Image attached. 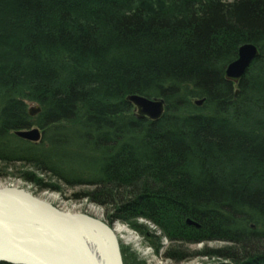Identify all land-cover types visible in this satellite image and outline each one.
Instances as JSON below:
<instances>
[{
    "label": "trees",
    "instance_id": "1",
    "mask_svg": "<svg viewBox=\"0 0 264 264\" xmlns=\"http://www.w3.org/2000/svg\"><path fill=\"white\" fill-rule=\"evenodd\" d=\"M247 41L260 54L234 102L224 69ZM0 50V163L86 187L72 196L111 220L149 216L178 239L168 259L184 258V241L219 238L231 245L220 264H264V93H245L247 80L264 81V0H0ZM129 93L163 96V115L136 117ZM195 96L206 99L196 114ZM248 111V135L218 120ZM33 125L38 142L13 133ZM220 170L236 180L220 186Z\"/></svg>",
    "mask_w": 264,
    "mask_h": 264
},
{
    "label": "rangeland",
    "instance_id": "2",
    "mask_svg": "<svg viewBox=\"0 0 264 264\" xmlns=\"http://www.w3.org/2000/svg\"><path fill=\"white\" fill-rule=\"evenodd\" d=\"M247 44L256 48L257 55L251 58L252 60L250 61L248 67L246 68V72L241 76V78L246 75V73L248 72V68L250 67L252 62L258 58V56L260 54V48L255 43L247 41V42L239 45V47L237 48L238 49L237 55H236L235 59L233 61H231L230 63L237 61V58L239 57V48L241 46L247 45ZM0 51L2 52V50H0ZM1 52H0V59H1V55L4 54ZM8 54H6L5 56H7V57L4 58V59H6V63H8V61H11V60H13V62H15L17 60V58L19 57V54H21V52L18 49L17 51H11ZM230 63H228L224 69V71H225L224 75H225L226 80H229L228 78H226V69ZM0 64H3L1 60H0ZM241 78H239V80ZM239 80H238V82L232 81L233 82V92H234V98H233L234 102L237 100L236 96H238V93H239L238 92V83L240 82ZM247 83H248V86L246 87L245 93H248L247 92L248 89H249V92H251L252 96H254V97L260 96L261 93H264V81L252 79V81L247 80ZM133 94L137 95L139 97L142 96V97L147 98L149 100L154 99V98L155 99H162L163 98L164 99L163 104H162L163 109H162L160 115L155 118V117L149 116V114H146V113L140 114L137 104L134 101L129 100V95H133ZM21 95L23 96L24 93ZM129 95L126 96V99L128 102L132 103V106H133L132 108H134V112L136 114L135 115L136 117L141 118V116H142V117L149 118L150 120H152V119L158 120L163 115V113L165 111V98L163 96L162 97H158V96L148 97V96H145L142 94L139 95L136 93H129ZM17 99L19 101L22 100L23 102L27 103L26 104V110L30 116H34V115H37L38 113H40V106L37 103L28 101L27 97H21V98H17ZM190 100H191V103L193 105V108H195V110H197L195 112V114L198 111H201L202 107L204 106L203 104L206 101V99L204 97L201 98V97H197V96L191 97ZM232 104L230 103L228 105H232ZM228 105H226V106H228ZM196 107H197V109H196ZM150 108H151V110H150L151 113L152 112L154 113L156 111L155 105H153ZM225 109H228V107L227 108L225 107ZM229 109H232V108H229ZM30 112H32V113H30ZM245 114L247 116L243 117V119L241 118L239 120L238 124L235 123V120L233 117L230 118V116H228V118L225 119L223 117L224 115H221V114H219L218 120L219 119L221 121L226 120L227 121L226 123L228 125V129L230 127L231 131H235L236 133H239V134L240 133L241 134H247L246 131L248 129H251L252 126H254L252 124V119L255 117V115L252 114L251 111L245 112ZM199 115L200 114L198 113V116ZM194 116H196V115H194ZM220 116L223 118H221ZM197 119L201 120L202 118L199 116ZM216 121H217V119H216ZM243 126H247V129ZM33 128H38V130L41 134L40 128L36 125L35 126L33 125L32 127H24L22 129H14L13 133L15 134V131L29 130V129H33ZM41 136H42V134H41ZM41 136H40V139H41ZM18 137L21 138V136H18ZM25 140H27V139H25ZM39 140L33 141V142H38ZM27 141H29V140H27ZM29 142H32V141H29ZM186 144L190 149H192V150L194 149L192 147V145L190 144V141L189 142L187 141ZM210 163H211L210 161L207 162V165H210ZM244 167L247 168V170L249 172L252 169L251 166H249L248 164H245ZM27 170L34 173L36 176H38L41 179L47 178L46 181H48L50 183L49 188H47V189L37 188L38 186L36 184L31 183L26 178H22L21 173H23ZM14 171H16V172H14ZM220 172H221V170L219 172H217V171L214 172L216 177L219 176L220 186L227 187L226 185H230L234 180H236L235 178L233 179V176L232 177H231V175L225 176L224 174H222ZM16 173H18V174H16ZM220 175H223V176H220ZM3 185L9 186V187L15 186L17 188H21L23 190H27V191L31 192V194H33L34 196H39V197L44 198L46 200L48 199L57 208H60L66 212H69V211L73 212V213H80L81 212V213H83L89 217H93V218L101 221L106 226H108L110 229L114 230V228H116L117 226H122V227L126 226L128 228V230L125 231L126 234H124V236H122L121 233L117 234V239H119V250H120V254H121L120 256H121V260L123 261V264H202V263L203 264H220V263H224V262L227 263L228 262V259L226 257H223L222 255H220L219 250L222 249L224 246L227 247V246H231V245L227 241H225L224 239L222 240L219 238L204 239V240L201 239V241L200 240H194V242L184 241L185 243L184 242L181 243V246L186 250V254L183 255L184 258H182L180 256V258H178V259H168L164 255L166 247H169V245H172L173 243H177L178 239H177V237H174L172 234L167 235L160 228V226L156 225V223L149 216L138 215L135 217V219L132 218L130 220H127V219L123 220L121 218L111 220L110 218L107 217V213H106L104 206L99 205L98 203L94 202L91 199H88L87 197H80L79 199H76L72 196V194L74 192L84 191V189H86V187L81 186V185L73 186V187L72 186L71 187H69V186L63 187V186L59 185V183H58V181H56V179L54 180V177H50L48 173L44 174L39 169L33 170L28 165L23 164V162H15L13 164L0 163V186H3ZM256 189L264 191V189H262L259 186H257ZM191 221L198 225V223L195 222L190 217L186 219V224L187 225H195ZM216 221L217 220H215V222L212 221L211 224L216 223ZM251 223H252V227L255 228V225H254L255 223L254 222H251ZM197 225H195V227L200 226V225H198V226ZM129 232L136 239H132V240L128 239L126 235ZM205 248L210 251V254H207V255L204 254L206 251ZM7 262H9V261H7ZM9 263H12V262H9ZM12 264H16V263H12ZM17 264H21V263H17Z\"/></svg>",
    "mask_w": 264,
    "mask_h": 264
},
{
    "label": "bare ground",
    "instance_id": "3",
    "mask_svg": "<svg viewBox=\"0 0 264 264\" xmlns=\"http://www.w3.org/2000/svg\"><path fill=\"white\" fill-rule=\"evenodd\" d=\"M229 81L232 82L231 79ZM46 180L47 178H44L45 182ZM3 187L6 186H0V188ZM10 188H15V186ZM17 189L27 194L30 200L19 196L9 198L4 194L0 195V253L13 251L17 253L18 250L8 238L10 233L7 230L4 231L2 227L7 224L10 227L8 230L14 237L13 240L19 239L37 253L55 256L62 264H84L72 244L59 238L49 228V223L58 224L56 212L66 211L57 208L48 199L34 196L31 192L21 188ZM70 213L73 215L65 222L66 228L78 241L85 243L97 264H123L117 234L121 233L124 236L125 231L128 230L126 226H117L113 230L101 221L81 212ZM126 236L131 240L136 239L130 232ZM114 245L117 246L116 250Z\"/></svg>",
    "mask_w": 264,
    "mask_h": 264
},
{
    "label": "water",
    "instance_id": "4",
    "mask_svg": "<svg viewBox=\"0 0 264 264\" xmlns=\"http://www.w3.org/2000/svg\"><path fill=\"white\" fill-rule=\"evenodd\" d=\"M257 55V50L255 47L247 44L243 45L239 48V57L237 58V61H234L233 63H230L227 66L226 69V78L231 79L232 81L238 82L239 78L246 72V68L248 67L251 58ZM129 100L134 101L138 108L139 113L143 114H149L151 117H158L163 109L162 104L164 99H147L142 96L137 95H129ZM156 107V111L153 113L150 112L153 105ZM149 107V108H148ZM38 110V109H37ZM33 111V110H32ZM32 113V112H30ZM15 134L18 136H21V138H25L29 141H37L40 139V132L38 128H33L29 130H22V131H15ZM6 195L7 197H22L23 199L30 200L29 196L27 194H24L22 191L15 188L10 187H3L0 188V195ZM32 201V200H31ZM41 205L45 206V204L41 203ZM58 216V224L49 223V228L52 232H55V234L58 235V237L64 239L66 242H69V244H72L74 249L77 253L80 254V257L82 259V262L84 264H97V262L94 259V256L92 255L91 251L88 250L87 246L83 241H78L74 235H72L71 231H69L66 226L65 222L69 220L72 217V213L58 211L56 212ZM192 222V221H191ZM193 223V222H192ZM197 225L196 223H193ZM198 226V225H197ZM4 231L7 230L10 235L9 239L11 242L18 248L17 253L16 252H6V253H0V261H9L12 263H21V264H62L58 262L59 260L52 255H45L42 253H37L34 249H32L29 246H26L23 242L19 241V239L16 238V240H13V236L11 235V232L8 230L10 227L9 225L5 224L2 226ZM114 242V241H113ZM16 248V249H17ZM117 246L114 245V249L116 250ZM120 261V260H119ZM121 262V261H120Z\"/></svg>",
    "mask_w": 264,
    "mask_h": 264
}]
</instances>
